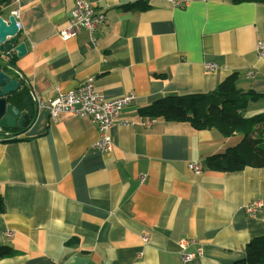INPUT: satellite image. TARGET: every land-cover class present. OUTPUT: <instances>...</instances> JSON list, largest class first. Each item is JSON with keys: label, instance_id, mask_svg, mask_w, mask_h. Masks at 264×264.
<instances>
[{"label": "crops", "instance_id": "obj_1", "mask_svg": "<svg viewBox=\"0 0 264 264\" xmlns=\"http://www.w3.org/2000/svg\"><path fill=\"white\" fill-rule=\"evenodd\" d=\"M87 1L105 15L93 41L86 29L61 38L74 0L19 5L16 44L23 42L26 52H13L8 71L25 80L19 90L30 96L32 118L0 131V244L14 250L0 264L242 259L245 244L264 234V168L204 166L242 134L140 110L167 94L211 91L235 74L238 89L260 94L245 114L264 111V56L256 49L264 42V3ZM16 7L5 0L0 16L8 19ZM89 80L106 98L134 95L109 127L114 145L106 153L94 145L99 134L89 118L61 114L52 121L38 102ZM255 203L261 206L251 214ZM182 253L193 256L183 261Z\"/></svg>", "mask_w": 264, "mask_h": 264}, {"label": "trees", "instance_id": "obj_2", "mask_svg": "<svg viewBox=\"0 0 264 264\" xmlns=\"http://www.w3.org/2000/svg\"><path fill=\"white\" fill-rule=\"evenodd\" d=\"M0 0V8L2 2ZM264 3V0H232ZM260 94L236 87L235 74L205 93L167 94L140 110L142 114L167 121L189 122L196 129L215 127L223 135L242 134L237 144L225 151L209 155L204 166L210 170L237 171L247 166L264 168V111L247 116L249 101ZM25 89L14 92L11 100L22 102ZM3 210L0 196V211ZM14 252L11 246L0 244V258ZM245 256L231 264H264V234L253 237L244 246Z\"/></svg>", "mask_w": 264, "mask_h": 264}, {"label": "built area", "instance_id": "obj_3", "mask_svg": "<svg viewBox=\"0 0 264 264\" xmlns=\"http://www.w3.org/2000/svg\"><path fill=\"white\" fill-rule=\"evenodd\" d=\"M17 3L20 0H15ZM174 6H185L190 0H167ZM13 15L19 16V9L13 11ZM105 15L97 11L87 0H74L73 8L70 11L69 25L63 30L61 38L67 40L75 36L81 29H86L90 39L95 40V30L104 22ZM257 51L264 56V42H257ZM213 65H209L212 68ZM134 98L132 93H126L114 98H106L101 92L96 90L91 80L78 85L68 91H59L54 97L46 102L38 101L41 106H46L52 121L59 119L61 114L87 117L96 124L98 138L94 145L103 153L109 152L113 148V139L108 130L114 119L118 116L123 107L128 105ZM198 172L199 165H192ZM143 177H141V181ZM261 203H255L249 209V213L254 214L259 209ZM10 235V233H8ZM147 237L143 236V241ZM183 244V243H182ZM193 254L182 253L183 261L191 259Z\"/></svg>", "mask_w": 264, "mask_h": 264}, {"label": "water", "instance_id": "obj_4", "mask_svg": "<svg viewBox=\"0 0 264 264\" xmlns=\"http://www.w3.org/2000/svg\"><path fill=\"white\" fill-rule=\"evenodd\" d=\"M17 32L16 19L13 15H10L8 19L0 16V51L3 57L7 58V60L0 59V131L7 128L17 129L26 126L28 118L32 115L30 96H25L22 99L23 110L17 108L10 100L14 92L19 90L21 82H25L23 78L19 80L11 77L8 71V69L14 68L10 63L13 52H16L17 56H21L26 52L23 42L16 44Z\"/></svg>", "mask_w": 264, "mask_h": 264}, {"label": "bare ground", "instance_id": "obj_5", "mask_svg": "<svg viewBox=\"0 0 264 264\" xmlns=\"http://www.w3.org/2000/svg\"><path fill=\"white\" fill-rule=\"evenodd\" d=\"M15 1V0H14ZM16 2V1H15ZM17 3V2H16ZM20 3H21V0H20V2H18L17 3V7L14 9V10H16V9H19V12H20ZM13 10V11H14ZM12 14H13V12H12ZM14 17H15V19H16V25H17V28H18V30H20V23H19V21L17 20L18 19V17H16L15 15H13ZM18 33V32H17Z\"/></svg>", "mask_w": 264, "mask_h": 264}, {"label": "flooded vegetation", "instance_id": "obj_6", "mask_svg": "<svg viewBox=\"0 0 264 264\" xmlns=\"http://www.w3.org/2000/svg\"><path fill=\"white\" fill-rule=\"evenodd\" d=\"M32 115L28 118L27 124L31 121Z\"/></svg>", "mask_w": 264, "mask_h": 264}, {"label": "rangeland", "instance_id": "obj_7", "mask_svg": "<svg viewBox=\"0 0 264 264\" xmlns=\"http://www.w3.org/2000/svg\"><path fill=\"white\" fill-rule=\"evenodd\" d=\"M11 138H13V137H12V136H8V137H7V139H11Z\"/></svg>", "mask_w": 264, "mask_h": 264}]
</instances>
